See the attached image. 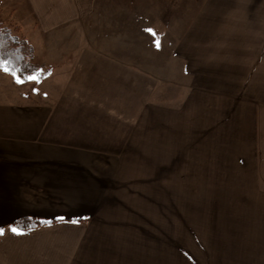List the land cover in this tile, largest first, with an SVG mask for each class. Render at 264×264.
I'll return each mask as SVG.
<instances>
[{
	"label": "crops",
	"instance_id": "obj_1",
	"mask_svg": "<svg viewBox=\"0 0 264 264\" xmlns=\"http://www.w3.org/2000/svg\"><path fill=\"white\" fill-rule=\"evenodd\" d=\"M15 1L52 73L0 70V264H264V4L0 0L12 21ZM123 6L160 66L87 32L107 14L119 27ZM159 132L163 171L179 174L161 204L149 180L123 179ZM20 218L52 223L13 233Z\"/></svg>",
	"mask_w": 264,
	"mask_h": 264
},
{
	"label": "rangeland",
	"instance_id": "obj_2",
	"mask_svg": "<svg viewBox=\"0 0 264 264\" xmlns=\"http://www.w3.org/2000/svg\"><path fill=\"white\" fill-rule=\"evenodd\" d=\"M242 4H247L248 0H239ZM250 4H264V0H251L249 2ZM1 6H4V3L1 2ZM13 7L17 9V13H15L13 17V21L16 22L18 25H20L22 28L23 34L28 38L30 41H35L34 36V29L29 28L30 24L27 22L26 18L29 17L27 14L26 9L24 8V3L20 1L13 2ZM25 10V11H24ZM124 6L122 8L121 12V22L119 23V27L115 26L112 27L114 24L111 22V17H109L112 14H107V20L99 23V27L97 29H89L87 32H94L99 34V36H102V38H107V40L110 39L112 42V39L114 36L116 38L120 37L121 42L116 43V48L121 50H129L128 48L133 47L136 48V51L139 54V57L144 58H153L154 62L157 63L160 66L161 62V56L160 50H156L153 46H149V36L148 34L142 31V29H138V27H143L146 24V19L144 16H137L133 18V22L126 21L129 16L126 12ZM13 10L11 8H0V20L3 21H12L9 19L11 17ZM137 14V13H135ZM26 15V16H25ZM24 17V18H23ZM24 19V21H23ZM12 21V22H13ZM116 25L117 22H116ZM130 26L132 25V30H127L122 28L123 26ZM137 27V28H136ZM111 37V38H110ZM131 45V47H130ZM110 46H113L111 43ZM107 47V45H106ZM157 59V60H156ZM154 138V140H153ZM161 133H152L149 134V160H147L146 164L144 163L140 164L138 169L143 171H138L137 173L131 172L123 179H137V180H149V197L154 199V202H157L161 204L162 199L169 196H177L178 189H169L167 184H164L163 181H177L178 175L177 173L172 172H164V166H163V159H162V147H161ZM145 170V171H144ZM208 174H196L194 176L193 173H182L180 175V180L182 179L185 182H190L194 180H198V186L204 187L212 185L213 183H210L208 180ZM193 192L191 189H185L184 192L189 193ZM196 195L199 196H226V190L225 189H218V188H196ZM162 198V199H161ZM156 209V208H155ZM158 216H160L158 214Z\"/></svg>",
	"mask_w": 264,
	"mask_h": 264
},
{
	"label": "trees",
	"instance_id": "obj_3",
	"mask_svg": "<svg viewBox=\"0 0 264 264\" xmlns=\"http://www.w3.org/2000/svg\"><path fill=\"white\" fill-rule=\"evenodd\" d=\"M0 60L7 62L9 71L2 67L17 82L12 73H16L23 82L34 83L43 81L52 73V68L46 64L35 62V48L23 34L22 29L12 21L0 20ZM39 75V80H29L27 77ZM52 223L51 220H40L36 218H20L12 224L20 230L39 228L43 225Z\"/></svg>",
	"mask_w": 264,
	"mask_h": 264
},
{
	"label": "snow or ice",
	"instance_id": "obj_4",
	"mask_svg": "<svg viewBox=\"0 0 264 264\" xmlns=\"http://www.w3.org/2000/svg\"><path fill=\"white\" fill-rule=\"evenodd\" d=\"M148 31L149 32H153L152 29H148ZM153 35H155L154 32H153ZM157 45H159V42L158 41H157ZM0 67H2L5 71H9V69L7 68V62H5V61L0 60ZM12 74L17 79V82H23L21 80V78L18 75H16V73H12ZM27 79H29V80H37L38 81L39 80V75H32V76L27 77ZM48 223H50V222H48ZM4 231H5V229L3 227H0V234H3ZM11 231L13 233H17V234L20 233V230L17 227H15V226H12L11 227Z\"/></svg>",
	"mask_w": 264,
	"mask_h": 264
}]
</instances>
